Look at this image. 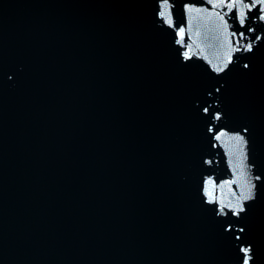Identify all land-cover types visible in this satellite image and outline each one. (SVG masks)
<instances>
[{"label": "water", "instance_id": "1", "mask_svg": "<svg viewBox=\"0 0 264 264\" xmlns=\"http://www.w3.org/2000/svg\"><path fill=\"white\" fill-rule=\"evenodd\" d=\"M254 2L0 0V264H264Z\"/></svg>", "mask_w": 264, "mask_h": 264}, {"label": "snow or ice", "instance_id": "2", "mask_svg": "<svg viewBox=\"0 0 264 264\" xmlns=\"http://www.w3.org/2000/svg\"><path fill=\"white\" fill-rule=\"evenodd\" d=\"M241 2H243V0H241ZM257 3H259V4H261V5H264V0H256V2H254V3H252L251 4V7H256V4ZM216 5H214V7H215ZM229 9H231L234 5H232V4H228V5H226ZM246 8H249V5L248 4H245L244 5ZM249 10H251L250 8H249ZM261 11L262 12H264V8H261ZM161 15H163V13H161ZM240 15H241V24H243L244 23V18H245V13L244 12H241L240 13ZM261 19H264V16H261ZM248 50H251V45H249L248 46ZM217 71H222L223 70V68H217L216 69ZM217 138H219V137H217ZM236 139H237V141H242V137H236ZM245 199H248V198H251L250 196H247V197H244ZM239 211H242L243 210V208L241 207V208H239L238 209ZM235 214V213H234ZM244 253H245V256H244V259H243V264H249V260L251 259V257L248 255V253H249V251H250V249H248V248H242L241 249Z\"/></svg>", "mask_w": 264, "mask_h": 264}]
</instances>
